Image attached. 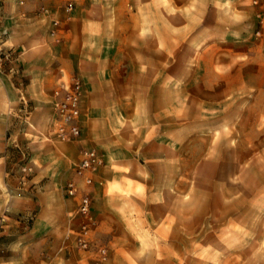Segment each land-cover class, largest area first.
I'll list each match as a JSON object with an SVG mask.
<instances>
[{"label": "rangeland", "instance_id": "1", "mask_svg": "<svg viewBox=\"0 0 264 264\" xmlns=\"http://www.w3.org/2000/svg\"><path fill=\"white\" fill-rule=\"evenodd\" d=\"M232 2L226 0L229 21L217 10L215 21H162L161 70L153 56L129 57L133 48L153 53L154 21L140 22L138 43L128 41L133 21H62L56 37L39 33L48 51L84 36L87 48H103V66L89 83L79 71L82 104L90 91L96 98L81 107L80 139H56L51 98L36 107L23 92L6 114L14 119L9 132L41 145L24 140L6 154L0 253L30 231L43 202L37 194L53 179L40 222L48 245L33 255L56 257L63 249L90 257L74 245L78 197L68 200L64 189L75 180L81 150L92 148L103 165L85 190L95 241L114 264H264V21H237ZM7 15L1 12L0 21ZM39 20L50 25L49 17ZM5 37L0 31V44ZM19 54L0 48V71L22 89ZM36 108L45 116L33 122ZM72 143L75 151L68 150ZM22 194L32 199L29 209L8 210Z\"/></svg>", "mask_w": 264, "mask_h": 264}, {"label": "crops", "instance_id": "2", "mask_svg": "<svg viewBox=\"0 0 264 264\" xmlns=\"http://www.w3.org/2000/svg\"><path fill=\"white\" fill-rule=\"evenodd\" d=\"M69 1L74 7L71 16H68L67 12L64 11L65 0H0V15L3 11L8 13L7 21H0V31L3 30L6 33L0 48L5 51H19L21 76L27 80L26 86L21 89L11 74L0 71V208L5 204L4 191L10 187L5 178L8 150L18 146L24 140L28 146L36 147L37 150L39 149L38 146L41 145L36 140L29 143L19 131L12 130L9 132L14 119L12 116H6V114L18 108L21 96L24 95L23 92L29 102L36 107L41 106L42 103L50 102L52 92L61 82L74 75L83 79L79 73L82 71L85 75V81L89 83L93 79L91 74L93 72L98 74V69L103 66L101 61L104 58L103 48H99V46L96 50L87 48L86 44L83 45L82 43L86 42L85 37L81 35L78 39L66 41V46L62 48H54V50L48 51L44 45L41 46L38 39L39 33H45V37L51 39L48 35L50 25L39 20L41 9H48L59 18L58 35L63 31L62 21H79L81 26L86 25L89 21L90 23L97 21L98 25L102 24L101 21H133L136 25L135 27L132 26L133 30L128 35L129 43H138L141 40L139 35L141 21H154L153 53H146V51L133 48L129 51V57L136 59L153 56L155 64L156 59L159 60V70H161L162 58L160 35L162 21H215L212 17L215 10L222 17L221 21H229L231 18L228 11L230 8L226 6V0H217V2L215 0ZM232 1L234 2L231 4V9L236 11L237 21H264V0H258L260 4L258 7H253L251 0ZM259 13L260 16H258ZM34 42L36 45L40 43V46H35ZM88 57L92 60H87ZM44 59L47 60L46 64H42ZM88 93L85 102L83 101V107L94 104L96 100L93 91ZM45 111L44 108H36L29 120L37 122L45 116ZM76 149L75 143L68 146L69 151ZM37 179L39 180L41 177L36 176L31 182ZM53 181V179L47 181V186L45 185L43 191L37 194L38 199L43 200V202L32 228L28 233L19 236L12 244H9L6 251L0 253V264H91V257L72 253L65 255L63 249L56 257L48 255V259H40L37 258V255H33L35 250L46 249L48 245V238L44 237L45 229L40 225V222L42 220L41 215L46 211V202L44 201L49 194L48 186H53ZM22 195L20 199L12 200L9 203L8 210L23 212L29 207L26 203L32 199L25 194ZM66 198L69 200L68 197ZM111 260L114 264V258L109 259L107 264H111Z\"/></svg>", "mask_w": 264, "mask_h": 264}, {"label": "built area", "instance_id": "3", "mask_svg": "<svg viewBox=\"0 0 264 264\" xmlns=\"http://www.w3.org/2000/svg\"><path fill=\"white\" fill-rule=\"evenodd\" d=\"M252 3L259 5L258 0H253ZM73 8V4L68 3L64 10L71 12ZM41 14L51 19L49 35L56 37L60 26L59 18L48 9H44ZM83 97L84 85L79 76H72L61 82L52 92L51 105L54 111L55 137L58 141L71 142L80 139ZM102 165L101 156L95 149H82L74 170L75 180L68 181L64 189L66 197H78L76 215L80 222L74 232V245L78 250L90 254L91 264H107L109 261L108 249L95 241L96 221L92 214V199L85 190L92 185L93 177ZM23 171H26V168H23ZM81 185L84 189L81 188ZM5 213L6 210L0 213V236L6 229L7 216Z\"/></svg>", "mask_w": 264, "mask_h": 264}]
</instances>
